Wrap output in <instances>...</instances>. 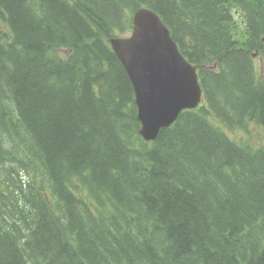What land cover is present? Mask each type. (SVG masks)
<instances>
[{
  "label": "trees",
  "instance_id": "1",
  "mask_svg": "<svg viewBox=\"0 0 264 264\" xmlns=\"http://www.w3.org/2000/svg\"><path fill=\"white\" fill-rule=\"evenodd\" d=\"M142 6L175 31L205 93L154 142L139 134L110 45ZM205 6L0 0V264H264V146L251 132L264 131L252 57L264 50V0ZM86 75L104 80L92 91ZM64 209L81 223L62 227Z\"/></svg>",
  "mask_w": 264,
  "mask_h": 264
},
{
  "label": "water",
  "instance_id": "2",
  "mask_svg": "<svg viewBox=\"0 0 264 264\" xmlns=\"http://www.w3.org/2000/svg\"><path fill=\"white\" fill-rule=\"evenodd\" d=\"M130 39H116L114 46L132 79L142 116V133L169 127L180 109L196 108L201 89L193 66L179 54L159 18L141 9L134 17Z\"/></svg>",
  "mask_w": 264,
  "mask_h": 264
},
{
  "label": "bare ground",
  "instance_id": "3",
  "mask_svg": "<svg viewBox=\"0 0 264 264\" xmlns=\"http://www.w3.org/2000/svg\"><path fill=\"white\" fill-rule=\"evenodd\" d=\"M187 1H189V2H191V1H193L194 3H196V4H198V5H201V6H205L206 5V0H187ZM206 7V6H205ZM150 11H151V13L153 14H158L156 11H154L153 9H150ZM15 14V13H14ZM13 15V14H12ZM64 17V16H63ZM133 22H134V20H133V18H131V27L133 26ZM219 24H220V21H219ZM130 27V28H131ZM126 28H128V26H126ZM129 28V29H130ZM167 28V30H169V31H171V33L172 34H174V35H176V33H175V31L173 30V29H171L169 26H167L166 27ZM170 28V29H169ZM127 30V32L126 33H128V32H130L131 30ZM235 30H237L238 31V33H240V35H241V39L243 40V41H245V42H242V43H240V44H238V46H243L242 48H236L238 51H243V52H245L246 53V41L249 39V29H247V25L246 24H244V23H240V24H237L236 25V27H235ZM119 34H121V33H114V34H111L112 36V38H111V41H110V45H111V47H112V50H113V52L116 54V56H117V58H118V60L120 61V63L122 64V66L124 67V65H123V63H122V61H121V57H120V55L117 53V51H116V49H115V46H114V41L117 39V36L119 35ZM128 35H131V38H133L134 37V35L132 34V33H128ZM60 38H61V36H60ZM179 38V37H178ZM179 39H181V38H179ZM183 42H185L186 43V46L188 47V49L189 50H191L190 49V47L189 46H191L192 45V42H191V40L189 39V38H187V39H181ZM261 44L264 46V36L261 38ZM35 46V45H34ZM39 47V46H38ZM43 48V47H42ZM37 49V48H36ZM32 51V50H31ZM48 51V49H46V52ZM60 53H61V57L62 58H65L66 56H67V51L65 50V49H62L61 51H60ZM29 55H31V54H29ZM183 56H184V59H185V61L186 62H191L189 59H188V57L185 55V54H183ZM252 57H253V59H255L256 60V64H255V67H256V71L259 73V75H260V77L258 78V80H256L255 81V84H254V88L253 89H255V88H263L264 89V85H262V84H258L259 83V81L260 80H263L264 79V50L263 49H257L255 52H253L252 53ZM44 61V60H43ZM41 63H42V61H41ZM192 63V62H191ZM40 64V63H39ZM215 66L216 65H213L212 67L213 68H215ZM36 67V66H35ZM34 67V68H35ZM29 73V72H28ZM27 73V74H28ZM30 73H32V71L30 72ZM129 76V75H128ZM86 80L84 81V82H82V87L84 86V85H86V86H89V87H91V89H92V91H94V89H95V86L97 85V83H99L100 81H102V80H104L103 79V77L101 76V75H86ZM129 78H130V76H129ZM130 80H131V83H132V85H133V82H132V79L130 78ZM27 81H28V79H27ZM27 81H25V82H27ZM10 82V81H9ZM4 85V84H3ZM133 88H134V85H133ZM42 90H44V89H42ZM33 91V90H32ZM82 91H84V94H83V97H85L87 94H86V91L87 90H83L82 89ZM46 92V91H45ZM33 93V92H32ZM102 97H105V93L104 92H101L100 91V93H99ZM9 96H10V94H9ZM24 97V96H23ZM26 97V96H25ZM135 102H136V107H137V114H138V120H139V122H140V124H141V129H140V132H139V134H140V136L142 137V139L144 140V141H146V142H154L157 138H158V136H159V134H160V132H161V130H163V129H165V128H170L171 126H173L175 123H176V121L179 119V117H181V115H182V113H184L185 111H190V112H194V113H197L203 106H204V104H205V97H204V100H203V102H201V104H199L194 110H192V109H180V110H178L173 116H172V123L169 125V127H164V128H159V129H157L156 131H155V133H156V136L155 137H153V131H151L150 133H142V131H144V129H143V123H142V116L146 113V110L145 109H143L142 107H139V105H138V101H137V99L135 100ZM16 103V102H15ZM14 103V104H15ZM2 109V108H1ZM246 112V111H245ZM247 113V112H246ZM249 115V114H248ZM212 115L211 114H202V117H205V118H210ZM244 116V115H243ZM257 117V116H256ZM212 119V118H211ZM210 119V120H211ZM22 123V122H21ZM64 125V124H63ZM32 128V127H31ZM252 128H256V129H258V130H260L263 134H264V131L263 130H261V129H259V128H257V127H255V126H253ZM252 128H251V132H252ZM253 134V133H252ZM253 136H254V134H253ZM99 138V137H98ZM97 140V139H96ZM254 146L255 147H257V148H259V147H261V146H264V144H257L256 142H255V140H254ZM23 148V147H22ZM41 148V147H40ZM241 156V155H240ZM235 172V171H234ZM234 178V177H233ZM236 179V178H235ZM25 186V185H24ZM35 192V191H34ZM5 201V200H4ZM28 211V210H27ZM75 212H76V210H75ZM79 212L81 213V214H84V212H85V210H84V208H80L79 209ZM102 213H104V212H102ZM106 213V212H105ZM129 213H130V211H129ZM107 214V213H106ZM43 216V215H42ZM60 222H62V227H63V224L65 223L66 224V226L68 225V226H72L73 225V223L74 222H78V225L81 223V220H74V216L67 210V209H64L63 210V212L61 213V217H60ZM23 223H25V222H23ZM115 226V225H114ZM76 227V226H75ZM119 235H122V233H119ZM13 239V238H12ZM10 240V239H9ZM66 243V242H65ZM66 246V245H65ZM66 250V248H64V251ZM75 254V253H74ZM81 255V254H80ZM92 255V254H91ZM67 256H68V254H67ZM73 256V255H72ZM17 257V256H16ZM102 257V256H101ZM82 264V263H81Z\"/></svg>",
  "mask_w": 264,
  "mask_h": 264
},
{
  "label": "rangeland",
  "instance_id": "4",
  "mask_svg": "<svg viewBox=\"0 0 264 264\" xmlns=\"http://www.w3.org/2000/svg\"><path fill=\"white\" fill-rule=\"evenodd\" d=\"M186 5V4H185ZM186 6H188V5H186ZM189 7V6H188ZM199 8V7H198ZM201 15H202V17L203 18H205L204 16H203V14L202 13H200ZM196 33V32H195ZM197 34V33H196ZM21 73H19V77H21V79H24V77L26 76V73H27V70H22L21 69ZM16 77H17V74H16ZM33 80V79H32ZM42 133H43V131H41ZM252 133L254 134V140H255V142L257 143V144H264V134L260 131V130H258V129H256V128H252Z\"/></svg>",
  "mask_w": 264,
  "mask_h": 264
}]
</instances>
